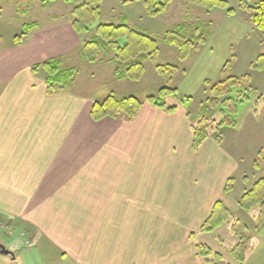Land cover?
Returning <instances> with one entry per match:
<instances>
[{"label": "crops", "instance_id": "1", "mask_svg": "<svg viewBox=\"0 0 264 264\" xmlns=\"http://www.w3.org/2000/svg\"><path fill=\"white\" fill-rule=\"evenodd\" d=\"M35 24L0 46V220L29 229L33 243L11 248L15 258L0 252L5 264L29 252L45 264H208L198 230L224 199L229 154L212 140L193 148L180 106L145 102L132 119L96 121L74 80L49 93L36 66L66 68L81 35L70 23Z\"/></svg>", "mask_w": 264, "mask_h": 264}, {"label": "rangeland", "instance_id": "2", "mask_svg": "<svg viewBox=\"0 0 264 264\" xmlns=\"http://www.w3.org/2000/svg\"><path fill=\"white\" fill-rule=\"evenodd\" d=\"M83 1L0 0V46L11 45L17 36L22 39L31 31L26 25L72 24L80 19L88 32L64 63L75 70L71 91L95 102L109 94L159 98L161 88H176L175 95L161 96L166 107H157L187 110L192 127H205L206 140L215 141L209 144L219 142L230 156V190L226 192L224 187V199H218L228 208V217L212 231L199 228L207 234L202 235L204 241L199 238L196 243L208 246L209 259L218 253L225 262L240 264L234 251L245 247L246 264H264V223L260 221L264 202L248 210L241 207L243 196L264 179V34L252 23L249 11L242 8L241 0H226L225 8L199 0H174L166 11L151 16L143 0H88L87 6ZM243 1L254 6L260 0ZM105 23L127 24L159 42V54L144 62L138 80L117 76V68L125 67L116 58L115 48L106 42H101L99 51L96 46L84 55L83 42L101 38L96 29ZM171 36L190 42L185 59L180 58L178 46L167 41ZM158 65L165 67L159 69ZM170 65L175 69L166 67ZM212 169L219 176L220 161L213 163ZM0 221L5 224L0 225V241L5 246L19 248V252L32 248L29 229L18 231L17 225ZM24 230L26 235H21ZM0 264H5L1 253ZM24 264H45V260L29 252Z\"/></svg>", "mask_w": 264, "mask_h": 264}, {"label": "trees", "instance_id": "3", "mask_svg": "<svg viewBox=\"0 0 264 264\" xmlns=\"http://www.w3.org/2000/svg\"><path fill=\"white\" fill-rule=\"evenodd\" d=\"M173 1L174 0H143V3L148 14L151 16H156L166 11ZM199 1L203 4H207L210 7L225 8L228 6L226 0ZM87 2L88 0H84L83 4H86ZM83 4L79 7H83ZM241 5L243 9L249 11L252 23L264 34V0H260L254 6L247 5L243 0H241ZM95 11L96 9L94 10L91 8V12L94 13ZM80 21V19L74 20L72 23L73 27L77 33H79V35L86 37L85 34H87L88 29L85 26H82ZM34 26L35 24L32 23L26 25L25 29H32ZM96 32L97 36H100L101 38H94L93 40L85 39L83 46L84 55L90 53L91 50L93 51L96 46H98L99 51L101 44L103 43V45H105L106 42L108 45L115 48L117 51L116 58L119 59L121 61L120 63L125 67L121 68L122 65H118L119 67L117 68L116 74L120 78L138 80L144 72V62L148 59H155L160 52L159 42L153 36L145 32L137 31L124 23L119 25L113 23L100 24L97 27ZM17 38H19V36H17ZM122 39H124V42L120 41ZM167 41L172 45L178 46L181 59H185L188 56L190 46L189 41H184L183 39L173 36L170 38L168 37ZM41 66L47 71V90L51 94L60 92L74 80L73 77L75 75V70L70 67L62 68L61 62L58 60L45 61L42 64L37 65L36 68ZM164 67L165 66L163 65H158L159 69H163ZM166 67L175 69V67L171 65ZM176 93V88L164 87L159 90V98H156L155 96H149L146 100H142L136 96L119 97L114 94H109L102 100H96L94 102L91 110V116L96 121L105 117L132 119L137 115L145 102L154 104L156 106L166 107L165 102H163L161 99V96H167V94L168 96L175 95ZM175 108L176 106L167 107L169 111H174ZM199 126L193 127V148L195 149L199 148L208 137L206 128L203 126L198 128ZM231 181L232 179L229 178L225 185L226 192L230 190ZM263 197L264 179L257 182L253 190L243 196L241 200V207L247 210L251 209L255 205L263 203ZM228 214V208L225 207L222 201L218 200L215 203L210 216L204 222L201 230L212 231L213 229L219 227L224 222V220H226ZM260 221L261 223H264V214L261 215ZM245 249L246 248L244 247L234 251V256L239 260L240 264L245 263ZM197 251L199 255L204 256L210 264H229L225 262L218 253H215L213 258L209 259L211 250L204 244H198Z\"/></svg>", "mask_w": 264, "mask_h": 264}, {"label": "water", "instance_id": "4", "mask_svg": "<svg viewBox=\"0 0 264 264\" xmlns=\"http://www.w3.org/2000/svg\"><path fill=\"white\" fill-rule=\"evenodd\" d=\"M0 252L2 254L9 255L12 258H15L14 252L11 249L7 248L1 241H0Z\"/></svg>", "mask_w": 264, "mask_h": 264}, {"label": "built area", "instance_id": "5", "mask_svg": "<svg viewBox=\"0 0 264 264\" xmlns=\"http://www.w3.org/2000/svg\"><path fill=\"white\" fill-rule=\"evenodd\" d=\"M0 225L4 226L1 222H0ZM9 233H11V230H9ZM22 235H26V232L24 231V232L22 233Z\"/></svg>", "mask_w": 264, "mask_h": 264}]
</instances>
